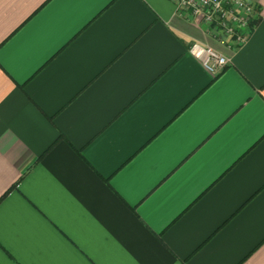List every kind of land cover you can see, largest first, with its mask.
Wrapping results in <instances>:
<instances>
[{
  "label": "crops",
  "instance_id": "0c3cea01",
  "mask_svg": "<svg viewBox=\"0 0 264 264\" xmlns=\"http://www.w3.org/2000/svg\"><path fill=\"white\" fill-rule=\"evenodd\" d=\"M248 1L228 50L171 0H0L8 259L264 264V0Z\"/></svg>",
  "mask_w": 264,
  "mask_h": 264
},
{
  "label": "built area",
  "instance_id": "2783aa9c",
  "mask_svg": "<svg viewBox=\"0 0 264 264\" xmlns=\"http://www.w3.org/2000/svg\"><path fill=\"white\" fill-rule=\"evenodd\" d=\"M178 16L189 15L203 25L228 50L244 44L254 25L256 12L248 0H171ZM192 53L212 72L223 70L230 58L211 47L193 45Z\"/></svg>",
  "mask_w": 264,
  "mask_h": 264
},
{
  "label": "snow or ice",
  "instance_id": "6c2138e0",
  "mask_svg": "<svg viewBox=\"0 0 264 264\" xmlns=\"http://www.w3.org/2000/svg\"><path fill=\"white\" fill-rule=\"evenodd\" d=\"M8 252L11 255H15L16 254L15 249L12 248L11 246H9ZM0 264H16L15 261L8 259L6 257V255H5V246H4V242H3L2 225H0ZM35 264H42V262H35Z\"/></svg>",
  "mask_w": 264,
  "mask_h": 264
}]
</instances>
